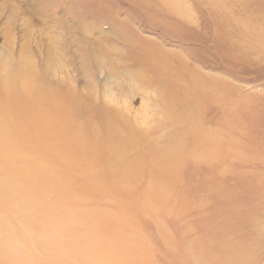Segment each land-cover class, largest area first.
Instances as JSON below:
<instances>
[{"label": "rangeland", "instance_id": "374dc122", "mask_svg": "<svg viewBox=\"0 0 264 264\" xmlns=\"http://www.w3.org/2000/svg\"><path fill=\"white\" fill-rule=\"evenodd\" d=\"M0 264H264V0H0Z\"/></svg>", "mask_w": 264, "mask_h": 264}]
</instances>
